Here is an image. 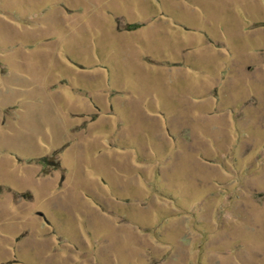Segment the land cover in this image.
<instances>
[{
    "label": "rangeland",
    "instance_id": "1",
    "mask_svg": "<svg viewBox=\"0 0 264 264\" xmlns=\"http://www.w3.org/2000/svg\"><path fill=\"white\" fill-rule=\"evenodd\" d=\"M0 264H264V0H0Z\"/></svg>",
    "mask_w": 264,
    "mask_h": 264
}]
</instances>
